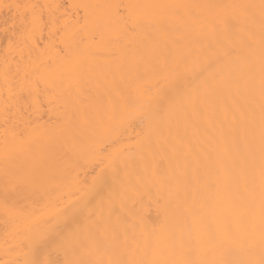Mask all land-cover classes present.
I'll list each match as a JSON object with an SVG mask.
<instances>
[{"label":"snow or ice","instance_id":"snow-or-ice-1","mask_svg":"<svg viewBox=\"0 0 264 264\" xmlns=\"http://www.w3.org/2000/svg\"><path fill=\"white\" fill-rule=\"evenodd\" d=\"M0 16V264H264V0Z\"/></svg>","mask_w":264,"mask_h":264},{"label":"bare ground","instance_id":"bare-ground-1","mask_svg":"<svg viewBox=\"0 0 264 264\" xmlns=\"http://www.w3.org/2000/svg\"><path fill=\"white\" fill-rule=\"evenodd\" d=\"M36 2L44 4V3H49V4H56V3H61V4H67L71 2V0H36ZM78 2L82 3H101L105 2V0H78ZM116 2H119V0H116ZM123 2H127V0H123ZM4 19V16H0V22H2ZM45 19H47V13H45ZM48 36L47 30L44 32V41L46 42ZM41 37L38 35L37 40L39 41ZM40 47H43V43L40 44ZM3 132L2 129H0V137H2ZM154 215V213H153ZM3 239H4V225H3V218L0 216V245L3 244ZM3 253L0 251V257H2Z\"/></svg>","mask_w":264,"mask_h":264}]
</instances>
